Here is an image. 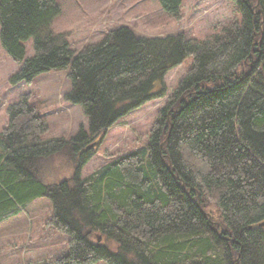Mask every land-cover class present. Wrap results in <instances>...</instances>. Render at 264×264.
I'll return each mask as SVG.
<instances>
[{"label": "trees", "instance_id": "16d2710c", "mask_svg": "<svg viewBox=\"0 0 264 264\" xmlns=\"http://www.w3.org/2000/svg\"><path fill=\"white\" fill-rule=\"evenodd\" d=\"M226 1L239 19L204 40L136 38L119 27L76 53L50 29L60 12L54 0H0V46L21 65L10 83L67 71L66 101L82 108L88 127L69 141H48L28 95L8 107L0 222L50 201V224L69 237L54 264H264V0ZM158 2L180 19L182 0ZM28 40L33 54L25 58ZM186 59L147 143L79 180L88 144L163 97L164 75ZM58 155L73 174L53 182L58 171L42 164Z\"/></svg>", "mask_w": 264, "mask_h": 264}, {"label": "rangeland", "instance_id": "374dc122", "mask_svg": "<svg viewBox=\"0 0 264 264\" xmlns=\"http://www.w3.org/2000/svg\"><path fill=\"white\" fill-rule=\"evenodd\" d=\"M54 1L60 12L50 29L55 34L66 35L70 49L76 53L100 42L107 33L119 27L128 28L136 38L164 39L181 35L185 40H204L219 33L231 20L239 19L236 7L226 0H182L178 20L166 15L158 0ZM24 48L25 58H30L33 54L32 40L24 43ZM190 62L191 59H186L166 72L162 79L163 97L132 110L109 128L101 140L97 137L88 144L89 158L78 170L79 180L147 143L159 110L183 79ZM20 68L21 65L10 59L0 46V131L8 123V107L22 95H28V103L36 108L46 127L42 136L44 140L69 141L80 130L87 133V118L82 108L66 101L71 90L67 71L44 73L30 84L13 85L10 79ZM52 159L42 166L44 170L54 167L58 171V177L51 174L53 182L72 177V163L68 158L58 155ZM207 212L217 219L214 207H207ZM52 217L50 201L38 199L17 215L2 220L0 264H54L66 255L69 237L53 228L50 224ZM93 236L98 243V233Z\"/></svg>", "mask_w": 264, "mask_h": 264}, {"label": "water", "instance_id": "95a60500", "mask_svg": "<svg viewBox=\"0 0 264 264\" xmlns=\"http://www.w3.org/2000/svg\"><path fill=\"white\" fill-rule=\"evenodd\" d=\"M87 148H90V146L87 147ZM259 227H260V228H264V222L260 223Z\"/></svg>", "mask_w": 264, "mask_h": 264}]
</instances>
